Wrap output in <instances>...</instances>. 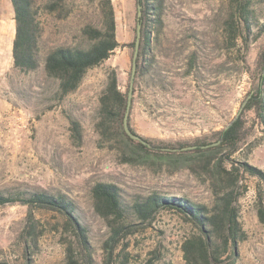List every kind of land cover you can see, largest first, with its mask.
I'll use <instances>...</instances> for the list:
<instances>
[{
	"label": "rangeland",
	"instance_id": "1",
	"mask_svg": "<svg viewBox=\"0 0 264 264\" xmlns=\"http://www.w3.org/2000/svg\"><path fill=\"white\" fill-rule=\"evenodd\" d=\"M74 12L47 37L75 45L82 24L99 26V1L73 0ZM117 39L123 44L104 63L90 70L80 88L65 99L57 95V82L43 69L20 73L14 69L15 34L10 0H0V190L64 194L82 216L91 241L90 264H186L181 249L192 230L173 210H162L151 224L125 239L110 256L106 242L110 231L94 209L91 189L97 182L118 185L129 202L154 193L183 195L209 204L212 194L196 156L176 163V157L151 165L125 163L117 148L102 139L97 129L100 96L108 74L115 69L122 91L130 84L137 36L136 0H112ZM164 27L151 42L149 71L140 76L131 123L140 135L171 142H192L227 128L240 115L264 76V34L248 44L237 25L227 30L232 7L228 0H161ZM264 20V2L255 5ZM150 64V65H149ZM71 118L80 124L81 140L71 129ZM247 143L233 159L264 171V130L252 111ZM248 191L240 199V220L248 235L239 245L236 264H264V223L259 219L257 185L246 175ZM264 198V184L262 183ZM28 208L20 203L0 207V263L67 264L66 246L72 232L54 213L39 212L38 244L25 251L23 230ZM75 259L84 264L81 254Z\"/></svg>",
	"mask_w": 264,
	"mask_h": 264
},
{
	"label": "trees",
	"instance_id": "2",
	"mask_svg": "<svg viewBox=\"0 0 264 264\" xmlns=\"http://www.w3.org/2000/svg\"><path fill=\"white\" fill-rule=\"evenodd\" d=\"M69 1L73 0H10L15 21L12 45L14 69L25 74L43 69L47 78L57 82L56 92L60 100L75 93L90 70L104 63L123 46L117 39L112 0H98L101 24H82L78 29L80 41L77 44L67 45L58 40H50L46 35L48 28L57 27L74 12ZM136 1L142 7L141 17L137 15V24L140 22L142 25V35L129 127L133 133L139 135L131 123L133 105L140 76L149 71L144 60L150 58L151 42L160 37L164 21L161 0ZM228 1L232 14L227 22V30L233 33L235 24L238 29L234 40L240 39L247 45L251 34H254L255 40L260 38L264 34V20L261 21L262 14L259 16L255 5L263 3L264 0ZM132 45L135 52V42ZM262 64L264 67V54ZM129 88L130 84L122 91L116 70L110 71L100 96L97 129L102 139L109 141L118 149L122 160L132 165L161 164L165 162V157L176 156L175 161L178 164L188 157L187 154L196 156L195 162L208 175L212 200L211 203L204 204L183 195L154 193L129 202L118 185L110 182L95 183L91 196L96 213L106 221L110 231L106 248L111 258L126 238L136 233L141 226L151 224L162 210L170 209L178 213L192 229L181 245L186 264H236L239 245L248 237L240 220V199L248 191L246 175L259 180L257 208L259 219L264 223V198L261 194L264 171L247 162L233 159L247 143L252 130L251 126L248 127V112L254 113L258 124L264 130V76L231 125L210 137H199L192 142H171L139 135L147 142L143 144L132 139L124 129ZM71 129L77 140H81L80 124L72 118ZM188 147L195 148L186 150ZM16 203L28 208L22 233L25 251L29 248L28 244H38L43 236V231L39 230L41 221L36 214L45 211L62 218L65 226L72 232L75 244L66 246L67 264H79V260L75 259L77 250L84 264H90V237L72 199L64 194L0 190V207Z\"/></svg>",
	"mask_w": 264,
	"mask_h": 264
},
{
	"label": "water",
	"instance_id": "3",
	"mask_svg": "<svg viewBox=\"0 0 264 264\" xmlns=\"http://www.w3.org/2000/svg\"><path fill=\"white\" fill-rule=\"evenodd\" d=\"M141 8H142L141 5H139L138 6V17L139 18L142 15ZM141 35H142V25L140 22H138V24H137V36H136V41H135V53H134V57H133V65H132V71H131L130 88H129V93H128L126 113H125V117H124V129H125L126 133L132 139L140 141L143 144H147V142L145 140H143L142 137L133 133L129 127V117H130V112H131V107H132L134 83H135V78H136V74H137V56L139 53V47H140V43H141ZM218 143H215V144H218ZM215 144H213V145H215ZM193 148H195V147H188V148H186V150L193 149Z\"/></svg>",
	"mask_w": 264,
	"mask_h": 264
},
{
	"label": "crops",
	"instance_id": "4",
	"mask_svg": "<svg viewBox=\"0 0 264 264\" xmlns=\"http://www.w3.org/2000/svg\"><path fill=\"white\" fill-rule=\"evenodd\" d=\"M1 38H2V39H1L0 41H1V43H3V42H4V40H5V37H4V35H3V36H1ZM0 54H2V55H3V54H4V52H3V53H0Z\"/></svg>",
	"mask_w": 264,
	"mask_h": 264
}]
</instances>
